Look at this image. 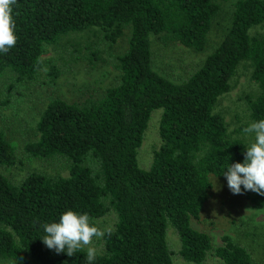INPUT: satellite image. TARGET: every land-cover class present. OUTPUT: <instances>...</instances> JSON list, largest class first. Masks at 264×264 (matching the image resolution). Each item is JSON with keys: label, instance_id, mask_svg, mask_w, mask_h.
<instances>
[{"label": "trees", "instance_id": "16d2710c", "mask_svg": "<svg viewBox=\"0 0 264 264\" xmlns=\"http://www.w3.org/2000/svg\"><path fill=\"white\" fill-rule=\"evenodd\" d=\"M232 7L214 50L188 78L175 81L154 69L151 37L203 52L222 10L218 0H18V40L0 55V111L8 106L6 93L36 82L45 65L49 84H56L61 69L43 56L63 37L96 28L109 46L126 31L128 41L115 58L118 82L100 97L49 100L35 125L37 138L24 146L32 159L64 161L66 176L32 171L10 178L19 162L0 126V259L86 264V248L68 257L40 240L45 223L72 209L94 222L114 216L95 264H173L170 229L186 263L203 264L212 254L221 264H254L231 238L215 247L192 226L210 199L212 178L225 179L229 163L244 160L246 141L229 133L215 111L244 63L258 89L246 100L248 119H264V36L256 32L264 26V0H236ZM154 113H160L161 145L142 169L139 150ZM242 196L264 209V196Z\"/></svg>", "mask_w": 264, "mask_h": 264}, {"label": "rangeland", "instance_id": "374dc122", "mask_svg": "<svg viewBox=\"0 0 264 264\" xmlns=\"http://www.w3.org/2000/svg\"><path fill=\"white\" fill-rule=\"evenodd\" d=\"M235 1L218 0L222 10L215 20L206 49L201 53L185 48L179 43L167 42L161 36L151 37L154 69L175 81L188 78L203 64L207 55L222 39L233 10L232 3ZM256 32L264 36V26ZM104 36L102 31L92 28L63 37L56 46L47 48L43 56L46 63H54L61 69V76L55 85L49 84V65H45L36 82L15 87L11 93H6L8 106L0 111V126L15 145L19 162L13 170L15 176L10 178L20 180L32 171L67 175L64 161L43 162L32 159L24 152V146L37 138L35 125L49 100L61 98L67 102H77L90 96L100 97L118 82L120 72L115 58L126 49L128 32L126 31L124 37L113 46L107 44ZM92 54L96 55L95 59ZM4 81L6 90L8 82ZM257 92V85L252 80V69L248 63H244L232 81L231 90L219 99L215 110L224 117L229 133L236 131L247 144L253 137L245 136L242 132V129L251 123L248 119L246 100L254 98ZM159 121L160 113L152 114L139 150L138 163L142 169L150 166L153 153L161 145L158 136ZM212 184L210 199L200 220L192 221L193 228L207 234L215 247L223 245L224 237L231 238L234 243L250 252L254 264H264V209H255L242 195H233L226 179L212 178ZM95 223L102 230L111 229L114 216L110 214ZM100 242V239H94L90 246L99 252L102 249ZM168 243L174 253L173 264H191L178 256L179 241L171 229L168 232ZM0 264L13 263L0 259ZM29 264L38 263L30 261ZM203 264L221 262L210 254Z\"/></svg>", "mask_w": 264, "mask_h": 264}, {"label": "clouds", "instance_id": "9594fccd", "mask_svg": "<svg viewBox=\"0 0 264 264\" xmlns=\"http://www.w3.org/2000/svg\"><path fill=\"white\" fill-rule=\"evenodd\" d=\"M17 3L18 0H0V55L7 54L18 40L13 14ZM242 132L253 137L244 146V160L229 163L221 175L233 195L251 191L264 196V119L251 122ZM43 231L40 240L56 254L74 257L86 248V264H95L97 260V250L90 246L92 241L111 234V229L102 230L87 212L72 209L62 213L58 221L45 223Z\"/></svg>", "mask_w": 264, "mask_h": 264}]
</instances>
